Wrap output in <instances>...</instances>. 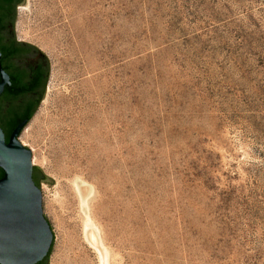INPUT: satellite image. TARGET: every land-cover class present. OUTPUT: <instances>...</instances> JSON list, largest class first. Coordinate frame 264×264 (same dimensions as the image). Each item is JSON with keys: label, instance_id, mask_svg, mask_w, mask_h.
I'll return each instance as SVG.
<instances>
[{"label": "rangeland", "instance_id": "rangeland-1", "mask_svg": "<svg viewBox=\"0 0 264 264\" xmlns=\"http://www.w3.org/2000/svg\"><path fill=\"white\" fill-rule=\"evenodd\" d=\"M50 65L20 135L49 264H264V0H23Z\"/></svg>", "mask_w": 264, "mask_h": 264}, {"label": "water", "instance_id": "water-1", "mask_svg": "<svg viewBox=\"0 0 264 264\" xmlns=\"http://www.w3.org/2000/svg\"><path fill=\"white\" fill-rule=\"evenodd\" d=\"M0 0V264H49L55 236L42 207V171L20 141L43 98L50 65L16 40L17 5Z\"/></svg>", "mask_w": 264, "mask_h": 264}, {"label": "bare ground", "instance_id": "bare-ground-1", "mask_svg": "<svg viewBox=\"0 0 264 264\" xmlns=\"http://www.w3.org/2000/svg\"><path fill=\"white\" fill-rule=\"evenodd\" d=\"M78 193L80 196L82 211L86 214V222L84 225L83 235L87 244L97 254L99 264H109V252L102 240L99 238L98 230L95 223L88 215V198L91 194L89 187L78 185ZM79 258L75 257L74 264H79Z\"/></svg>", "mask_w": 264, "mask_h": 264}, {"label": "trees", "instance_id": "trees-1", "mask_svg": "<svg viewBox=\"0 0 264 264\" xmlns=\"http://www.w3.org/2000/svg\"><path fill=\"white\" fill-rule=\"evenodd\" d=\"M19 5V4H18ZM38 107V106H37ZM37 109V108H36ZM36 109H35V111H36ZM35 111L33 112V114L31 115V117L29 118V121L31 120V118L33 117V115H34V113H35Z\"/></svg>", "mask_w": 264, "mask_h": 264}, {"label": "flooded vegetation", "instance_id": "flooded-vegetation-1", "mask_svg": "<svg viewBox=\"0 0 264 264\" xmlns=\"http://www.w3.org/2000/svg\"><path fill=\"white\" fill-rule=\"evenodd\" d=\"M17 40V39H16ZM18 42H23V41H19V40H17ZM24 43H26V42H24ZM28 44V43H27ZM49 77V76H48Z\"/></svg>", "mask_w": 264, "mask_h": 264}]
</instances>
